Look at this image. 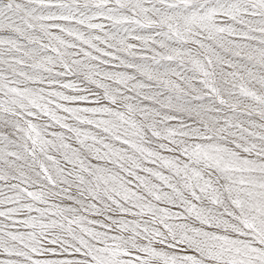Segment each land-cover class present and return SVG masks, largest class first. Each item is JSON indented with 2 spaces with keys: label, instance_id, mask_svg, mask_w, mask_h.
<instances>
[{
  "label": "snow or ice",
  "instance_id": "snow-or-ice-1",
  "mask_svg": "<svg viewBox=\"0 0 264 264\" xmlns=\"http://www.w3.org/2000/svg\"><path fill=\"white\" fill-rule=\"evenodd\" d=\"M0 264H264V0H0Z\"/></svg>",
  "mask_w": 264,
  "mask_h": 264
}]
</instances>
